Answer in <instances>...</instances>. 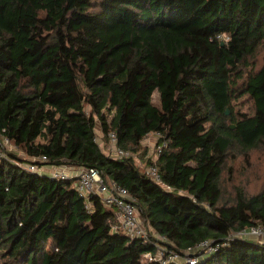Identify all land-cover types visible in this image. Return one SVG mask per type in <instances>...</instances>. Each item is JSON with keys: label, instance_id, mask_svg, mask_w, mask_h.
<instances>
[{"label": "trees", "instance_id": "obj_1", "mask_svg": "<svg viewBox=\"0 0 264 264\" xmlns=\"http://www.w3.org/2000/svg\"><path fill=\"white\" fill-rule=\"evenodd\" d=\"M1 2L0 136L27 158L0 156V264H159L141 258L154 242L182 259L194 250L195 264H264V241L240 234L264 227V181L231 200L221 182L230 154H264V65L250 62L264 0ZM242 96L250 113H234ZM96 121L129 156L101 150ZM151 133L167 141L154 164L168 190L132 156ZM10 160L96 169L134 199L148 241L127 237L76 179ZM203 241L218 251L198 252Z\"/></svg>", "mask_w": 264, "mask_h": 264}, {"label": "built area", "instance_id": "obj_2", "mask_svg": "<svg viewBox=\"0 0 264 264\" xmlns=\"http://www.w3.org/2000/svg\"><path fill=\"white\" fill-rule=\"evenodd\" d=\"M157 137V141L154 145V160L153 163L146 167L145 174L154 180L157 184L164 187L168 190L167 187L162 185L160 176L155 166L154 162L161 154L162 150L167 146V141L160 138L159 133H154ZM108 143L106 145V155L113 158H124L129 156V153L118 148L116 145V135L113 132L108 134ZM97 141V137H95ZM159 140V141H158ZM11 145V142L6 138L0 136V156H5V151L8 146ZM13 164L18 165L25 169L26 171L32 173H38L40 175H48L51 179L57 180H77V190L80 193V196L89 199L91 195L99 196L101 201L108 207H113L117 211L116 219L119 223L120 230L132 240L148 241L147 230L145 229L142 221L140 219L138 209L134 205V199L129 195L127 190L124 188L118 187L113 183H106L102 178L100 173L94 168H79L76 174H71L68 172V168L63 167L57 168L47 165H42L37 167L36 165H28L26 167L23 164L18 163L15 160H10ZM35 161L45 162V157H40ZM89 208L91 206L89 205ZM241 236L256 238L260 241H264V227L257 226L252 227L249 230L240 233ZM161 240L165 239L159 237ZM155 248V253L146 252L142 255V262H157L159 264H174L178 263L181 260L188 264H195L197 258L193 255H190L194 250L186 252L185 257L182 259V255L176 253L172 249H167L160 246L158 243H153ZM218 244H215L211 241H203L197 247L198 252L204 254H213L218 251Z\"/></svg>", "mask_w": 264, "mask_h": 264}, {"label": "rangeland", "instance_id": "obj_3", "mask_svg": "<svg viewBox=\"0 0 264 264\" xmlns=\"http://www.w3.org/2000/svg\"><path fill=\"white\" fill-rule=\"evenodd\" d=\"M198 0H187L189 4H194ZM2 3H0V10ZM1 15V14H0ZM251 64L255 69H258L264 65V43L258 50L257 55L250 60ZM152 103L154 105L159 104L158 93L155 92L152 95ZM86 111H90L89 107L86 106ZM251 112V101L246 96L239 97L234 101V113H250ZM227 123H230L227 121ZM100 123L96 121V129ZM106 144L108 139L104 138ZM157 137L155 134H149L140 145V149L136 154H133L136 164L139 168L145 171L148 162L154 160V143H156ZM100 144V143H99ZM7 151L14 152L20 158H27L20 148L11 145L6 148ZM145 150V152H143ZM24 167L27 164H23ZM264 181V154L260 150H252L246 157L242 155L230 154L227 157V161L223 167L221 176L222 189L225 198H233L237 189H240L246 196H251L259 193L263 188ZM144 225V224H143ZM145 227V226H144ZM117 227H114V230ZM120 229V228H119ZM146 229V228H145ZM147 230V229H146ZM148 231V230H147Z\"/></svg>", "mask_w": 264, "mask_h": 264}, {"label": "crops", "instance_id": "obj_4", "mask_svg": "<svg viewBox=\"0 0 264 264\" xmlns=\"http://www.w3.org/2000/svg\"><path fill=\"white\" fill-rule=\"evenodd\" d=\"M99 128H95L96 129V137H97V142L99 144V147L101 148V150L106 154V142L104 141V135L102 134V131H101V128L98 124ZM151 134H154V133H151ZM155 144V143H154ZM78 171V168H68V172L71 173V174H76ZM110 208V207H108ZM113 209V212L115 214V216H117V211L114 209V208H111V210Z\"/></svg>", "mask_w": 264, "mask_h": 264}, {"label": "water", "instance_id": "obj_5", "mask_svg": "<svg viewBox=\"0 0 264 264\" xmlns=\"http://www.w3.org/2000/svg\"><path fill=\"white\" fill-rule=\"evenodd\" d=\"M222 44V43H221ZM226 114H228V111L225 112ZM230 128H233V126L230 125Z\"/></svg>", "mask_w": 264, "mask_h": 264}]
</instances>
